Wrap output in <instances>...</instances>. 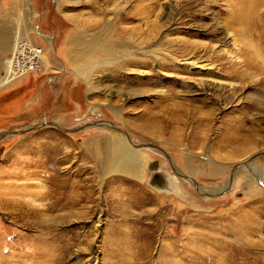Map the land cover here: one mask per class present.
Wrapping results in <instances>:
<instances>
[{
    "label": "rangeland",
    "instance_id": "1",
    "mask_svg": "<svg viewBox=\"0 0 264 264\" xmlns=\"http://www.w3.org/2000/svg\"><path fill=\"white\" fill-rule=\"evenodd\" d=\"M0 39V264H264V0H0Z\"/></svg>",
    "mask_w": 264,
    "mask_h": 264
},
{
    "label": "water",
    "instance_id": "2",
    "mask_svg": "<svg viewBox=\"0 0 264 264\" xmlns=\"http://www.w3.org/2000/svg\"><path fill=\"white\" fill-rule=\"evenodd\" d=\"M1 153H3V150H0V155ZM175 180H177L175 176L167 174L165 171H159L150 173L147 184L148 186L154 187L159 191L164 189H170V191L172 192H178V182L176 183Z\"/></svg>",
    "mask_w": 264,
    "mask_h": 264
},
{
    "label": "built area",
    "instance_id": "3",
    "mask_svg": "<svg viewBox=\"0 0 264 264\" xmlns=\"http://www.w3.org/2000/svg\"><path fill=\"white\" fill-rule=\"evenodd\" d=\"M24 46L20 45V49H23ZM26 50H28V54L30 55L27 59H28V63H31V66L34 68V67H37L36 65V61H35V58L42 52L40 51L39 49H36L35 47H29V48H25ZM17 64H19L17 61H16ZM25 68V66H24ZM27 71V70H26Z\"/></svg>",
    "mask_w": 264,
    "mask_h": 264
},
{
    "label": "bare ground",
    "instance_id": "4",
    "mask_svg": "<svg viewBox=\"0 0 264 264\" xmlns=\"http://www.w3.org/2000/svg\"><path fill=\"white\" fill-rule=\"evenodd\" d=\"M244 17V16H243ZM248 19H249V17H248ZM247 19V20H248ZM240 20H241V18H240ZM245 20H246V18H245ZM250 20V19H249ZM253 21V19L251 20V22ZM254 24V23H253ZM259 24V23H258ZM253 26V25H252ZM255 26V25H254ZM251 31V30H250ZM4 38L1 40L3 43H6V40H7V36L5 35V36H3ZM5 84H2V85H0V88L1 87H3ZM124 149H126V148H124ZM122 151V150H121ZM122 155H124V154H122ZM124 156H126L125 157V161L126 162H128L129 164L128 165H130L131 164V166L133 167L134 166V158H133V156L129 153V154H127V155H124ZM135 169V168H134ZM176 175L179 177V174L178 173H176Z\"/></svg>",
    "mask_w": 264,
    "mask_h": 264
}]
</instances>
